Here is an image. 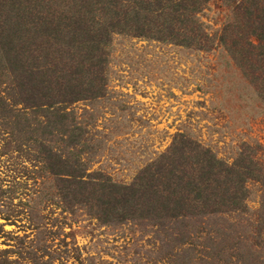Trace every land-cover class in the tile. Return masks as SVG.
Returning a JSON list of instances; mask_svg holds the SVG:
<instances>
[{"label": "rangeland", "instance_id": "1", "mask_svg": "<svg viewBox=\"0 0 264 264\" xmlns=\"http://www.w3.org/2000/svg\"><path fill=\"white\" fill-rule=\"evenodd\" d=\"M233 8L211 0L200 13L205 48L114 33L103 92L70 105L66 135L31 113L19 128L0 117V264H264V93L233 51L247 26ZM181 133L228 163L248 154L241 208L106 221L41 152L94 183L128 184Z\"/></svg>", "mask_w": 264, "mask_h": 264}, {"label": "trees", "instance_id": "2", "mask_svg": "<svg viewBox=\"0 0 264 264\" xmlns=\"http://www.w3.org/2000/svg\"><path fill=\"white\" fill-rule=\"evenodd\" d=\"M210 1L0 0V117L12 118L19 128L31 113L43 118L38 124L49 127L48 134L66 135L70 105L103 92L114 33L205 48L212 37L200 13ZM225 1L247 25L233 37V51L242 55L264 93V0ZM41 145L50 171L69 175L64 178L72 179L73 195H81L80 200L96 198L98 215L106 221L136 212L175 217L238 209L248 194L247 179L255 176L245 152L228 163L182 133L128 184L94 183L85 171H74L66 158ZM118 199L122 211H116Z\"/></svg>", "mask_w": 264, "mask_h": 264}]
</instances>
